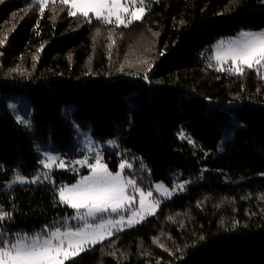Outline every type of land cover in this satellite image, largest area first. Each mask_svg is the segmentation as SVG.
Segmentation results:
<instances>
[{
  "label": "trees",
  "instance_id": "trees-1",
  "mask_svg": "<svg viewBox=\"0 0 264 264\" xmlns=\"http://www.w3.org/2000/svg\"><path fill=\"white\" fill-rule=\"evenodd\" d=\"M69 11L0 0V211L10 215L0 240L62 229L74 215L57 186L87 170L55 169V186L4 185L38 173L39 139L70 147L84 126L116 143L105 162H127L142 189L170 174L190 182L65 264H264V79L217 71L203 55L218 38L264 30V0H155L128 27ZM20 93L31 129L8 109Z\"/></svg>",
  "mask_w": 264,
  "mask_h": 264
},
{
  "label": "snow or ice",
  "instance_id": "snow-or-ice-1",
  "mask_svg": "<svg viewBox=\"0 0 264 264\" xmlns=\"http://www.w3.org/2000/svg\"><path fill=\"white\" fill-rule=\"evenodd\" d=\"M33 2L40 6L42 13L48 0H33ZM61 3L70 6L69 15L75 16L79 13L91 19L89 15L91 13L105 24L115 23L124 27H128L134 21H140L146 13L145 0H61ZM239 36L241 39L233 40L226 48L221 42L222 47L217 52V61L221 64L231 61L232 66L228 71L237 75H243L245 68L259 74L260 69L264 68V32H241ZM19 122L23 123V121ZM110 143L115 146L114 142ZM56 159L58 158L49 155L47 157L49 163H44V167L49 168ZM95 159L96 163L91 165V175L84 176L77 183L63 186L58 190L59 202L74 209L75 218L84 221L83 226L75 231L62 232L60 228H55L51 231L45 229L46 235L40 233L31 237L18 235L14 242L8 239L0 240V264H65V261L79 255L80 252L90 250L96 244L102 243L113 234L112 229L123 230L125 224L132 227L144 219L141 213L134 212L127 220L124 216H120L119 220L115 221L101 219V222L95 225L88 223L89 219L96 220L100 214L119 213L124 210L132 199L127 194L129 186L140 195L141 212L145 208V200L152 196L151 191L145 193L136 187L135 181L123 177L122 172L125 167H130L127 162L121 163V171L113 174L101 162L99 155ZM58 166L63 167V161H60ZM27 182L29 181L19 175L13 181L20 184ZM31 183H36V180ZM161 187L158 185L157 189ZM178 187L183 190L184 186L178 185ZM161 194L170 197L172 193L164 189ZM158 204V201L153 202L149 206L148 214H154ZM82 209L84 211H81ZM6 218H10V215L0 211V222Z\"/></svg>",
  "mask_w": 264,
  "mask_h": 264
},
{
  "label": "rangeland",
  "instance_id": "rangeland-1",
  "mask_svg": "<svg viewBox=\"0 0 264 264\" xmlns=\"http://www.w3.org/2000/svg\"><path fill=\"white\" fill-rule=\"evenodd\" d=\"M51 1L61 2V0H48V3ZM153 1H155V0H145L144 6L146 8V12L151 8ZM24 2L36 4L33 2V0H24ZM69 8H70V6H69ZM77 14L80 15L79 13H77ZM89 15H92V14L90 13ZM92 16L94 19H96L94 17V15H92ZM135 22H138V21H134L133 23H135ZM112 24H115V23H112ZM120 26H123V25H120ZM259 32H264V30L254 32V33H259ZM240 33L236 34L235 36L218 38L210 46L206 47V49L203 51V55L210 54L209 66L213 67L217 71H228V69L232 66L231 61H228L227 63H223V64L219 63L216 59L217 52L222 47L221 42H223V47L226 48L233 40L241 39V37L239 36ZM218 69H220V70H218ZM245 69H247V68H245ZM228 72H230V71H228ZM259 75L264 79V68L260 69ZM8 109L12 115V119H13V122L15 125L22 126L26 129L32 128V110H31L29 104L27 103L23 93H20V95H15V98L10 101ZM18 118H19V121H23V123L19 122ZM110 142H114V141L92 136L91 133L89 132L88 128L84 127V126L76 128L70 147L60 149L59 146H57L56 144H54L50 140L39 139L37 142V145L35 147V156H36L37 164L39 166L38 173L32 177L21 176L26 181H29V182L24 183V184L13 183V181L18 176V175H15L5 183L4 189L5 190H12L16 187H30V186H35V185L47 184V183L55 186L56 184H55V182L51 176V172L55 169H58V170L69 169L72 172H80L81 170H87L88 174L86 176L91 175V165L96 163L95 158L97 155H99L101 162L103 164H105L108 167V169L110 170L109 166L105 162V156L107 153L114 152L116 150V143L114 142L115 146H113V144ZM49 155H51L55 158H58V159H56V162L54 164H51V166L49 168H45L44 163H49V161L47 160V157ZM60 161H63V167L58 166L60 164ZM77 161H83V163H76ZM121 163H123V162H121ZM121 163H119L117 165L116 171H112V170H110V171L113 172V174L120 172L121 171V169H120ZM130 173H132V167L131 166L125 167V169L122 172V175L126 180L135 181L136 187L139 188L140 190H142L143 192H145V193H147L149 191L152 192V196L145 200L144 210L141 212V206H140V199L141 198H140L139 193L135 192L133 190V188L131 186H129V188L127 189V194L130 195L132 197V199L128 202V204L126 205L124 210L120 211L119 213H111V214L110 213H103V214H100L96 220L89 219L88 223L95 225V224L101 222V219H103V220H109L110 219V220L115 221V220H119L120 216H124L125 220H127L128 217L131 216L134 212L141 213L144 216V219L140 223H137L132 227H128L125 224V226L123 227V230L112 229L113 234H115L117 232L126 231L130 228H133V227L141 224L147 218L155 216L156 213L158 212L159 207L161 206V204L163 202L170 200L174 196L182 193L184 191L185 187L190 182V181L185 182V181L180 180L179 174H170L168 176L169 182H166V183L163 181L156 182V183L151 184V189L144 190L137 184V180L132 178ZM137 173L140 174V177L143 176V172L138 171ZM37 177H39L38 180H37ZM80 179L81 178H79L76 182H74L72 184L58 185L57 186V192L61 187L71 186V185L77 183ZM33 180H36V183H31V181H33ZM141 180L148 183V178L142 177ZM158 185L162 186L159 190L157 189ZM178 185H183L184 186L183 190H181L178 187ZM164 189H167L168 192L172 193L170 197L161 194L164 191ZM58 200H59V196H58ZM156 201H158L159 204H158V207H155L154 214H148L149 206L153 202H156ZM61 204H63V203H61ZM63 205H65V204H63ZM65 206H67V205H65ZM68 208H70V207H68ZM70 209H72V208H70ZM72 210L74 211V215L71 218L64 221V224H63L64 228L60 229L62 232L68 231V230L75 231L78 228H81L84 224V221L75 218L76 212L74 209H72ZM81 211H84V210L82 209ZM47 230L51 231V230H55V229H47ZM113 234L111 236H113ZM18 235L23 236L22 234H17V235H14L12 238H8V240H12L14 242ZM41 235H46V233L44 232ZM29 237H31V236H29ZM110 237H108L107 239H109ZM107 239H104L103 242ZM98 244H100V243H98ZM98 244H96V245H98ZM83 252L84 251L80 252L79 255ZM79 255L73 256L71 259L65 261V263L70 261V260L75 259Z\"/></svg>",
  "mask_w": 264,
  "mask_h": 264
}]
</instances>
